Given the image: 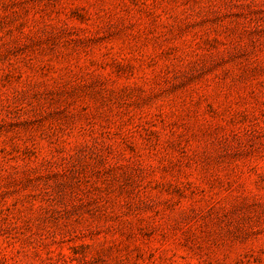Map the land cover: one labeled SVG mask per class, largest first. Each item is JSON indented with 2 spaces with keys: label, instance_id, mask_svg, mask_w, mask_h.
<instances>
[{
  "label": "rangeland",
  "instance_id": "rangeland-1",
  "mask_svg": "<svg viewBox=\"0 0 264 264\" xmlns=\"http://www.w3.org/2000/svg\"><path fill=\"white\" fill-rule=\"evenodd\" d=\"M0 264H264V0H0Z\"/></svg>",
  "mask_w": 264,
  "mask_h": 264
}]
</instances>
